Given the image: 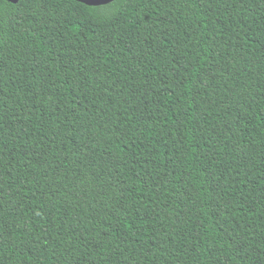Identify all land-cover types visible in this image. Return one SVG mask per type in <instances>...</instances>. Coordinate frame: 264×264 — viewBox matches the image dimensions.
<instances>
[{
	"label": "trees",
	"instance_id": "1",
	"mask_svg": "<svg viewBox=\"0 0 264 264\" xmlns=\"http://www.w3.org/2000/svg\"><path fill=\"white\" fill-rule=\"evenodd\" d=\"M0 264H264V0H0Z\"/></svg>",
	"mask_w": 264,
	"mask_h": 264
},
{
	"label": "water",
	"instance_id": "2",
	"mask_svg": "<svg viewBox=\"0 0 264 264\" xmlns=\"http://www.w3.org/2000/svg\"><path fill=\"white\" fill-rule=\"evenodd\" d=\"M12 3H17L19 0H7ZM90 6L106 5L114 0H77Z\"/></svg>",
	"mask_w": 264,
	"mask_h": 264
}]
</instances>
